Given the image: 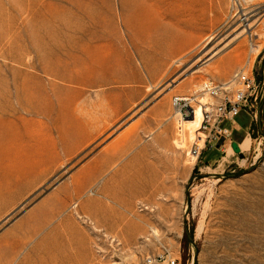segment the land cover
<instances>
[{
    "label": "rangeland",
    "instance_id": "obj_1",
    "mask_svg": "<svg viewBox=\"0 0 264 264\" xmlns=\"http://www.w3.org/2000/svg\"><path fill=\"white\" fill-rule=\"evenodd\" d=\"M242 71L240 151L191 158L173 97ZM161 254L264 264V0H0V264Z\"/></svg>",
    "mask_w": 264,
    "mask_h": 264
},
{
    "label": "built area",
    "instance_id": "obj_2",
    "mask_svg": "<svg viewBox=\"0 0 264 264\" xmlns=\"http://www.w3.org/2000/svg\"><path fill=\"white\" fill-rule=\"evenodd\" d=\"M231 1L237 8L241 7L245 0ZM199 90L213 101L202 103L194 95L174 96L172 99V106L181 121L194 117L195 106L192 103L199 105L202 109L200 126L195 130L194 139L187 152L195 159L201 156V152L207 145L221 147L229 141L232 148L234 142L231 137L232 126L236 122V117L242 112L246 115L252 113L261 93L259 82L247 71L239 72L225 85L210 80L203 81ZM157 260L174 264L176 259H166L164 254H161L158 259L147 258L145 264H155Z\"/></svg>",
    "mask_w": 264,
    "mask_h": 264
},
{
    "label": "bare ground",
    "instance_id": "obj_3",
    "mask_svg": "<svg viewBox=\"0 0 264 264\" xmlns=\"http://www.w3.org/2000/svg\"><path fill=\"white\" fill-rule=\"evenodd\" d=\"M246 2H247V0H245ZM244 1V2H245ZM248 1H254V0H248ZM244 32V31H243ZM182 41V40H181ZM105 53V52H104ZM105 64V63H104ZM105 66V65H104ZM206 98V97H205ZM205 100V99H204ZM207 100V99H206ZM200 101H201V99H200ZM202 103L204 102L203 100L201 101ZM195 113H194V117L193 118H191V119H189V120H184L183 121V123H185V124H192V125H194L195 127H196V129L200 126V121H201V118H202V109H201V107L199 106V105H195ZM195 129V130H196ZM195 130H194V132H193V135H192V140H191V142L193 141V137H194V133H195ZM239 147V146H238ZM191 158H193V159H195L194 157H191ZM107 194V193H106ZM104 195H105V193H104ZM103 195V196H104ZM105 197V196H104Z\"/></svg>",
    "mask_w": 264,
    "mask_h": 264
},
{
    "label": "water",
    "instance_id": "obj_4",
    "mask_svg": "<svg viewBox=\"0 0 264 264\" xmlns=\"http://www.w3.org/2000/svg\"><path fill=\"white\" fill-rule=\"evenodd\" d=\"M232 148H233V150H234L235 152H239V151H240V149H239V147H238V143L235 142V141L232 143Z\"/></svg>",
    "mask_w": 264,
    "mask_h": 264
},
{
    "label": "crops",
    "instance_id": "obj_5",
    "mask_svg": "<svg viewBox=\"0 0 264 264\" xmlns=\"http://www.w3.org/2000/svg\"><path fill=\"white\" fill-rule=\"evenodd\" d=\"M239 149H241V146H239Z\"/></svg>",
    "mask_w": 264,
    "mask_h": 264
}]
</instances>
